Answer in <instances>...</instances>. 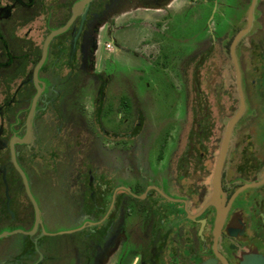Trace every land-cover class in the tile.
Instances as JSON below:
<instances>
[{"label":"flooded vegetation","instance_id":"af4514ba","mask_svg":"<svg viewBox=\"0 0 264 264\" xmlns=\"http://www.w3.org/2000/svg\"><path fill=\"white\" fill-rule=\"evenodd\" d=\"M245 1L218 37L216 0H0V232L23 234L0 264H264V0ZM205 2L213 37L175 49L173 16ZM136 19L182 95L163 116L111 88Z\"/></svg>","mask_w":264,"mask_h":264},{"label":"rangeland","instance_id":"374dc122","mask_svg":"<svg viewBox=\"0 0 264 264\" xmlns=\"http://www.w3.org/2000/svg\"><path fill=\"white\" fill-rule=\"evenodd\" d=\"M216 2L217 4L214 5L216 14L212 19V25L215 28V36L219 37L227 29V34H230V22L236 20L239 16H243L247 6L245 0H216ZM213 11L212 4H207L206 2L194 7L189 5L181 11V14L180 10H178V13L173 16L172 22H170L167 28L169 30V26L171 25L172 35L175 39L179 40V42H174V48L183 49L190 53L201 44L207 43L213 37L208 24ZM130 24L133 27V29L131 28L133 31L129 34L133 35L128 38L133 39V42L126 41L125 34H120L119 36H121V41H124L123 44L137 50L141 53V56L132 57L125 53L111 56L112 59L107 68L111 75V88L114 93H117L122 89L126 90L127 82H134L141 98H144V100H147L151 104L150 114L163 116L169 112V105L177 103L182 95L171 86V79L168 76L167 70L163 68L164 59L159 54L155 55L154 53L152 54L154 62L149 58L150 47L148 43L152 38H150L149 25L143 24L138 19L133 20ZM160 29L161 31L165 30L164 27ZM155 35L158 36V34ZM104 47L105 43L102 46L103 51ZM103 55L104 58L107 57L105 53ZM82 93L85 94L86 92L83 91ZM78 99L82 100L81 97ZM74 105V112H76L78 106L77 104ZM68 111L70 112V107H68ZM69 116L77 118L76 113H72ZM3 230V232H0V245H15L16 241L23 236L21 232L5 235L14 232L12 227H6ZM49 239L50 245L53 246L55 239L52 237H49Z\"/></svg>","mask_w":264,"mask_h":264},{"label":"water","instance_id":"95a60500","mask_svg":"<svg viewBox=\"0 0 264 264\" xmlns=\"http://www.w3.org/2000/svg\"><path fill=\"white\" fill-rule=\"evenodd\" d=\"M255 1V0H254ZM254 7V6H253ZM253 7H252V9H253ZM251 22H252V11H251V13H250V15H249V24H248V28L251 26ZM248 28H246L245 30H243V31H241L237 36H236V38L234 39V41H233V43H232V45H231V53H232V55H233V58H234V52H235V48H236V45H237V43H238V41H239V39L248 31ZM56 33H59V32H56ZM55 33V34H56ZM239 116V115H238ZM238 116L236 117V118H238ZM236 120V119H235ZM235 120H234V122H235ZM22 173V172H21ZM22 176H23V178H24V180H26V177H25V175L22 173Z\"/></svg>","mask_w":264,"mask_h":264}]
</instances>
